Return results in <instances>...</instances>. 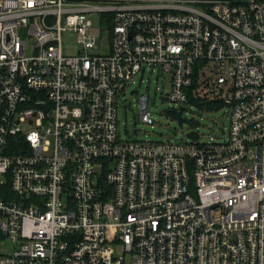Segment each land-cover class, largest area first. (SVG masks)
I'll return each mask as SVG.
<instances>
[{"label": "built area", "instance_id": "1", "mask_svg": "<svg viewBox=\"0 0 264 264\" xmlns=\"http://www.w3.org/2000/svg\"><path fill=\"white\" fill-rule=\"evenodd\" d=\"M145 73L226 137L123 139ZM1 237L0 264H264V0H0Z\"/></svg>", "mask_w": 264, "mask_h": 264}, {"label": "rangeland", "instance_id": "2", "mask_svg": "<svg viewBox=\"0 0 264 264\" xmlns=\"http://www.w3.org/2000/svg\"><path fill=\"white\" fill-rule=\"evenodd\" d=\"M93 27H100V18L92 16ZM63 51L72 53L76 48V36L65 33L62 36ZM32 42L27 40V54H31ZM145 73L137 75L134 84L125 89V94L117 99L118 131L123 139L142 140L151 142L177 141L185 134L190 140L207 141L211 137H220L222 127H228L229 119L225 114L226 107H203L196 103L184 106L179 124L178 114L171 110V105L165 99L168 91L167 77L163 74ZM142 94L148 95L147 108L153 123H144L140 120V104L138 98ZM12 252V243L6 237L0 238V253ZM129 264V262H127Z\"/></svg>", "mask_w": 264, "mask_h": 264}, {"label": "water", "instance_id": "3", "mask_svg": "<svg viewBox=\"0 0 264 264\" xmlns=\"http://www.w3.org/2000/svg\"><path fill=\"white\" fill-rule=\"evenodd\" d=\"M178 115H179V118H178L179 124L182 125L184 119L180 116V112L178 113Z\"/></svg>", "mask_w": 264, "mask_h": 264}, {"label": "trees", "instance_id": "4", "mask_svg": "<svg viewBox=\"0 0 264 264\" xmlns=\"http://www.w3.org/2000/svg\"><path fill=\"white\" fill-rule=\"evenodd\" d=\"M231 1H237V0H231ZM208 107H212V105L205 103ZM178 114V113H177Z\"/></svg>", "mask_w": 264, "mask_h": 264}]
</instances>
